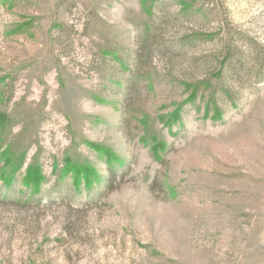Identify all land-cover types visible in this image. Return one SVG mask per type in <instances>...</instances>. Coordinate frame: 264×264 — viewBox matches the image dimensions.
<instances>
[{"label":"rangeland","instance_id":"374dc122","mask_svg":"<svg viewBox=\"0 0 264 264\" xmlns=\"http://www.w3.org/2000/svg\"><path fill=\"white\" fill-rule=\"evenodd\" d=\"M0 264H264V0H0Z\"/></svg>","mask_w":264,"mask_h":264},{"label":"trees","instance_id":"16d2710c","mask_svg":"<svg viewBox=\"0 0 264 264\" xmlns=\"http://www.w3.org/2000/svg\"><path fill=\"white\" fill-rule=\"evenodd\" d=\"M1 201H4L3 199Z\"/></svg>","mask_w":264,"mask_h":264}]
</instances>
